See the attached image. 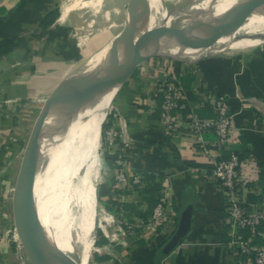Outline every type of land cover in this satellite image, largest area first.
<instances>
[{"label":"crops","instance_id":"1","mask_svg":"<svg viewBox=\"0 0 264 264\" xmlns=\"http://www.w3.org/2000/svg\"><path fill=\"white\" fill-rule=\"evenodd\" d=\"M77 1L0 0V135L9 129L13 106L26 99L35 85L33 77L46 67L47 58H75L74 50L80 45L93 44L92 36L80 42L73 34L78 29L74 20L81 15L79 4L90 3ZM168 72L174 73L186 91L187 113L213 118V101L226 100L233 125L228 150L220 154L214 149L212 132L203 133L202 142L184 130L180 135L166 134L159 121V100L152 92ZM67 73L69 70L62 75L61 70L56 85ZM118 95L124 100L116 105ZM111 104L110 122L118 130L113 150L127 163L128 174L141 173L164 191L171 223L165 231L146 227L145 217L154 198L146 185L137 191L104 181L100 185L104 206L111 200L121 209H108L115 215L107 217L105 229H100L103 250L99 249L97 257L107 251L108 261L103 264H237L226 246L231 238L226 222L228 200L211 172L220 157L236 153L247 180L244 195L248 201L264 205V58L214 56L193 62L152 58L138 65ZM10 146L15 145L8 137L0 142V171L12 151ZM18 146L21 148V140ZM108 170L106 175L112 168ZM188 209V232L172 251L163 254L162 248ZM129 226L134 235L128 233ZM257 240L262 242L261 237ZM6 241L0 236V264H16Z\"/></svg>","mask_w":264,"mask_h":264},{"label":"water","instance_id":"2","mask_svg":"<svg viewBox=\"0 0 264 264\" xmlns=\"http://www.w3.org/2000/svg\"><path fill=\"white\" fill-rule=\"evenodd\" d=\"M142 0H128L125 8L126 27L119 47L106 60L91 70L67 74L45 98L24 148L13 191V219L18 238L31 264H76L51 238L40 218L35 194L38 172L42 169L44 147L48 141V124L64 111H81L96 105L128 80L138 65L152 58L193 62L185 57L186 49L206 37H224L239 19L264 18V0H237L227 7L210 4L181 28L150 31L140 17ZM163 7V6H162ZM46 148V147H45ZM42 215H45L43 207ZM191 212L182 213L178 227L162 248L172 251L186 235ZM96 231V230H95Z\"/></svg>","mask_w":264,"mask_h":264},{"label":"bare ground","instance_id":"3","mask_svg":"<svg viewBox=\"0 0 264 264\" xmlns=\"http://www.w3.org/2000/svg\"><path fill=\"white\" fill-rule=\"evenodd\" d=\"M162 1L142 0L140 17L150 31L161 25L164 29L171 28V21L179 15L193 17L210 4L219 5L217 9L220 10L237 0H196L174 11H165ZM263 44L264 18L251 17L239 19L224 37H206L194 42L184 54L185 57L198 58L210 53L217 55L226 51H244ZM110 53L103 49L93 54L90 61L92 65L87 71L104 62ZM114 94H108L87 109L64 111L48 123V141L44 147V159L42 169L38 172L35 194L48 237L76 264H87L89 254L95 247V230L105 229L104 223L107 221L105 215H99L96 204V186L101 180L102 171L99 162V128L110 110ZM41 207L45 210L44 216ZM69 226L75 235L74 241L68 236Z\"/></svg>","mask_w":264,"mask_h":264},{"label":"rangeland","instance_id":"4","mask_svg":"<svg viewBox=\"0 0 264 264\" xmlns=\"http://www.w3.org/2000/svg\"><path fill=\"white\" fill-rule=\"evenodd\" d=\"M86 1L88 0H85L84 2ZM99 1L101 0H89L90 3L86 5L84 4L83 6L80 3L79 5L82 9L79 10L78 14L81 15L76 17V19L74 20L76 23V27H78L76 31H73L74 36L78 37L80 39V42L87 40L88 37L90 38L92 36L94 39L93 44L89 46L80 45V48H78V50H74V55H76L77 53V56H75V58H47L48 60L46 61V67L42 66V68L39 69V73H36V75L33 77L32 85H35L32 86L30 91H28L26 99L23 102L16 103L13 106L11 112V117L13 118V120L11 121L10 119L9 121V129L5 130V133L0 135V138L3 139L0 140L1 143H4L8 137V140L15 145L14 147L10 146L12 151L8 152V159H5V167L0 171L2 177V179H0V236L7 240V250L10 252V255L13 256V260L16 264L31 263L27 252L23 249L20 243L15 227L12 208L13 191L19 173L24 148L28 141L33 124L43 105V102L50 93L51 89L60 80V78H58V75L61 73V70L62 75L68 70L70 73L75 71L84 72L87 70V68L90 67V65H92L90 61L93 54L103 49H105L106 52H112L117 47H119L122 41L121 33L126 27L125 8L128 0ZM192 1L196 0H178L174 2H167L166 0H163L161 4L165 11H174L188 5ZM191 19L192 16L190 15H179L177 16V18H174V21L172 20L170 24L172 28H181L183 24H188ZM214 56H219L222 58H242V60H245L247 58H264V44L244 51H226L217 55L210 53L201 55L198 58H210ZM38 84H40V86H38ZM112 100L110 102V110L106 115L104 122L99 128V162L101 164L102 171L100 172L101 180H99V183L96 186V204L98 206V213L100 216H102L103 214L106 217L115 215L104 206V199L100 195V185L104 183V181L108 180V176L106 175L108 170L105 164L106 152L104 150L103 142L105 137V129L111 117L110 113L112 109ZM122 100H124V98L121 95H118V97L114 100V103L116 105L120 104L119 101ZM20 140L22 141L21 148L18 146V142ZM67 229L70 230V232L68 231L70 233V235L68 236H71V240L74 241L75 235L72 228H70L69 226V228ZM131 231L134 235L133 228H131ZM117 232L120 233L124 238L126 237L124 232L122 233L121 230H118ZM125 233L128 234L127 230L125 231ZM102 241V233L100 229H97L96 239L94 242L95 247L89 254V260L87 264H103L104 262L108 261V256L107 254H105V252L107 251H103L102 255H100L101 258H103L102 260L97 257V252L100 250V252H102L103 250L101 245ZM17 242L20 243L21 247L17 246ZM95 250H97V252ZM15 252L16 254H14Z\"/></svg>","mask_w":264,"mask_h":264},{"label":"built area","instance_id":"5","mask_svg":"<svg viewBox=\"0 0 264 264\" xmlns=\"http://www.w3.org/2000/svg\"><path fill=\"white\" fill-rule=\"evenodd\" d=\"M152 96L160 100L159 121L167 135H180L184 130L187 135L196 136L202 142L201 135L212 132L215 135L214 149L220 154L228 150L233 125L224 98L219 97L213 101V118H201L192 112L186 113L187 95L173 72L164 74L154 88ZM107 125L104 133V150L107 156L112 157L115 166L107 175L108 180L122 189L141 191L146 185L145 176L141 173H127V163L113 150L118 138V130L113 121L109 120ZM242 167L239 156L230 152L214 162L211 172V176L218 182L228 200L226 222L231 238L226 246L233 252L237 264H264V235L259 231V228L264 226V205L252 203L244 195L247 190V180L243 175ZM160 194L157 204L147 219L146 227L165 231L166 226L168 224L170 226L171 223L167 212L169 203L164 196V191L160 190ZM129 229L130 226L128 233L132 234ZM257 237H261L262 242H258ZM17 246L21 247L20 243L17 242Z\"/></svg>","mask_w":264,"mask_h":264},{"label":"trees","instance_id":"6","mask_svg":"<svg viewBox=\"0 0 264 264\" xmlns=\"http://www.w3.org/2000/svg\"><path fill=\"white\" fill-rule=\"evenodd\" d=\"M186 93V91H185ZM159 100V99H158ZM159 105H160V100H159ZM187 113V112H186ZM185 113V114H186ZM108 127V125L106 126V128ZM106 160H105V164H106V167H111L112 169H114V162L112 159H110L109 157H107L106 155ZM145 181H146V187H147V193L149 196H153L154 198H152L151 200V209L149 210V213L148 215L145 217V220H147L150 215H151V210L153 209V207L157 204L161 194H160V188L156 185V183L149 177H146L145 176ZM155 183V184H154ZM107 203V209L109 210H112L113 209V206H116V211H118V209L120 210L121 207L119 208L120 204H117L116 202H113L111 200L109 201H106ZM110 205V206H109ZM112 206V207H111ZM259 230L261 232H264V226L262 225ZM99 259H103V258H99Z\"/></svg>","mask_w":264,"mask_h":264}]
</instances>
